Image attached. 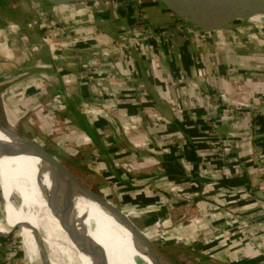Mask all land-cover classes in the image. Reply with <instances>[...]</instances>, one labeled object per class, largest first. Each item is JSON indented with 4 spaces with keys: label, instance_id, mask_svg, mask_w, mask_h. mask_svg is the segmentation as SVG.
Here are the masks:
<instances>
[{
    "label": "rangeland",
    "instance_id": "1",
    "mask_svg": "<svg viewBox=\"0 0 264 264\" xmlns=\"http://www.w3.org/2000/svg\"><path fill=\"white\" fill-rule=\"evenodd\" d=\"M130 1L134 6L135 0ZM8 6L13 9L14 18L0 14V64L4 60L13 62L9 73L14 79L5 87L21 88L19 97L11 100L3 96L5 87L0 86V122L46 146L124 213L133 207L136 216L132 220L151 236L164 264H248L252 259L251 264H264L261 261L264 247L260 244L264 238V98H261L264 88H257L262 96L256 93L250 78L243 74L238 78L241 80L238 89L231 82L233 98L241 100L242 90V94L246 92L251 97L248 106L255 108L252 112L239 111L240 105L222 94L219 96L221 90L216 85L189 79L194 85L192 94L197 98L185 97L166 105L165 111L173 117L166 123L156 116L160 112L155 105L146 104V97L128 98L122 81L113 83L112 79L120 80L123 75L112 78L104 71V77L99 79V67L84 48L75 44L77 35L68 23L60 20L56 6L47 0H8ZM166 7L173 15L172 20L180 16V12ZM113 34L117 36L118 32ZM191 42L195 54L199 55L200 49L205 48L212 61L224 46L229 49L230 57L264 55V31L240 33L232 40ZM4 68L2 71H7ZM260 68L245 73L264 74V66ZM227 71L220 67V74ZM225 76L222 79L228 81ZM171 80H166L168 87H160L167 98L173 96L179 85V82L174 85L177 80L173 83ZM188 105L193 106L188 108ZM70 106L83 114L88 129L97 130L98 143L82 129L81 120ZM131 121L149 123L145 127ZM191 152L213 154L216 157L210 162L218 163L223 171L228 164L233 167V174L248 173L249 177L253 176L250 181L255 183L254 188L249 190L244 186L241 192H228L229 198L220 196L223 202L213 204L217 187L224 186L211 184L212 179L208 183V179L190 176L191 171L193 174L202 170L199 166L194 169L188 166ZM209 170L213 171L212 176H221L219 170ZM227 179L225 176L223 185H231ZM248 192L255 199L250 201ZM2 194L0 191V230L6 231L11 227L5 222L6 201ZM15 194L12 202L18 205L20 198ZM234 204H247L248 208L253 204L263 215L253 217L227 209ZM217 213L221 215L209 220L208 232L204 225L191 228L194 222L207 221ZM217 219L225 224L218 225ZM69 220L73 232L91 250L98 264H124L112 255L95 223L80 219L74 211ZM254 226L261 228L259 232L263 234L248 238L249 232H255V228L250 230ZM21 232L18 227L3 244L8 259L13 264H41L37 259L29 260ZM132 242L148 264H152L145 250L134 239ZM238 243L244 245L243 252L235 257L231 247ZM225 247L232 249L229 252L232 257Z\"/></svg>",
    "mask_w": 264,
    "mask_h": 264
},
{
    "label": "crops",
    "instance_id": "2",
    "mask_svg": "<svg viewBox=\"0 0 264 264\" xmlns=\"http://www.w3.org/2000/svg\"><path fill=\"white\" fill-rule=\"evenodd\" d=\"M111 1L113 3H111ZM117 1L118 2H115V0H106L105 3L102 1L101 3L95 2L91 4H84L79 2H47L53 4V6H56V13H58L60 20L65 21L71 26V28H73L77 35L76 39L79 41V46L86 50L89 58L93 59V64L99 67V79L104 77V71L109 72L108 77L112 78L113 76L115 78V76L119 77L120 75H123V77H120V80H112L113 83L116 80L118 82L122 81V84H124L123 92L127 93V97L129 98H138V93L131 94V89H129L128 86H130V88L140 87L142 89H145L148 93V97L150 96V98H152V102L160 112V114H157L156 116H160L161 120H163L164 122L170 123L166 120H172V116H169L170 112L165 111L166 105H169L170 103L174 104L177 99L181 100L185 97H190L191 99L197 98V96L192 94L194 85L189 81V79H195V81L197 82L203 80L205 81V83H210L214 86L216 85L221 90L219 96L222 94L226 98L231 99L240 106L242 105L241 103L251 102L250 95H248V93L246 92H243L242 94V90L239 91L241 93V100L237 101L233 98L231 82H234L236 89H238L240 86L238 85V83L241 82V80H238V78L242 76V74L247 75V78H250V81L256 93L260 95L262 94L261 92L259 93V90L257 88H264V74L258 73V75L252 76L245 72H248V70H254V67L262 68V66H264V55L255 54L251 56L235 54L234 56L230 57L228 53L229 49L224 46L220 47L221 53H218L216 59L212 61L210 54H208V50L205 48L200 49L199 55L195 54L192 50L191 40H189L188 36H186V34L182 31L167 33L169 35L166 37H164V35L166 34L154 33L155 29L160 27H169L170 24L171 29H177V26H175L176 20H172L173 15L171 11L167 9L165 4L161 0H142V4L146 9V19L144 21L140 19V17L136 13V9L134 8L130 0ZM84 23L86 25H83ZM4 24H8V22H5ZM145 26L147 27V29H149L148 33L150 34V40H146V43L143 44V41H136V38L142 34L147 33V29ZM113 32H118V35L116 36L115 34H113ZM160 36L163 37L166 43H162L163 41H158L160 40ZM144 45L145 47L156 46V51H148V49H146ZM4 61H2L0 64V86L3 85V87L7 86V83L14 79V76L9 73L12 70L11 66L13 65V62L6 63ZM106 66H108V68L104 69V67ZM4 67L7 68V71H2L5 69ZM109 67L111 68L110 70ZM220 67H223L225 71H228L220 74ZM226 73V76L229 78L228 81L222 79L223 75L225 76ZM7 74H9L10 76ZM167 75L170 79H168ZM166 80H171L172 83L174 81L176 82L177 80L176 84H174L175 86L178 85L177 83L179 82L177 90L173 93V96L171 95L169 98L163 96V91L160 90L161 85L167 86ZM20 88L21 87H14L13 89H11L9 87H5L3 96H7L8 99L14 100L15 98L19 97ZM200 91L203 92L202 89H200ZM261 91H264V89ZM261 98L263 99L264 97ZM192 106L188 105L187 107L190 108ZM162 115H164L163 117L165 118H163ZM140 122L141 121H135L134 123L140 125L144 124L145 127L148 126L147 123H149L147 121V123ZM134 123L132 122V124ZM212 155L213 154L203 152L196 154L191 152V158L189 157L191 163L188 166L190 168L192 167L193 169L195 168V166H199V169H202L199 172L197 171L193 174V171H191V177L195 176V179L200 177L202 179L204 178V180L208 179V183H210L212 179L211 184L219 183V185L224 186L223 188L217 187V190L215 191L212 199L214 201L213 204L223 202L222 200H219L220 196H223V198H229L230 195H227V191L229 190L230 192L235 194L237 192L243 191V188H245L246 186V188L249 190L251 188H254L255 183L250 181V178L252 179L253 176L249 177L248 173L246 176L241 175L240 172H237L238 176H236L237 174L234 173L230 177L231 181L229 183H231V185H227L226 183L225 185H223L226 176L225 170H221L218 163L210 162L215 158ZM201 165H205V167H202ZM211 167L219 170L221 176H212L210 172L213 171L209 170L212 169ZM251 173L252 171L250 172V174ZM206 185L207 184H205V186ZM249 195H252V193L250 194L248 192L247 195V197L250 198V201L255 199ZM236 204L228 206L227 209L234 208L236 209L237 213L243 212L248 215L251 214L250 216L253 217H259L263 215V213H259L261 209L255 208L253 204H250L249 208L248 206H246L247 204H245L244 206H240L239 204L238 206ZM202 206L203 208L206 207V203ZM135 212L136 211L133 207H130L126 210V214L131 219L132 216H136ZM228 214L230 213H227L226 216ZM220 215V213H217L215 216H212L213 218L209 217L207 221L194 222L193 224H191V228H193V226L204 225L206 229L207 224H209V220H216V218H218ZM247 220L250 221L249 219ZM217 222L220 226H223V224H225L222 219H217ZM254 228L255 232H251V234L249 232L247 236L248 238H253L254 235L263 234L262 232H259L261 228H258L257 226L251 227L250 230H254ZM124 230L127 236L130 237L131 240H133L130 232L126 228H124ZM205 232H208V229H206ZM208 235L211 236L210 232L208 233ZM5 237L8 236L0 235V264H13L12 259H8V255H6L7 252H4L3 249V244L6 242V240H8V238ZM262 240L263 241H261L260 244H263L264 247V238ZM238 244L240 245H234V247H231L236 252V256L234 255L235 257H237L239 253L241 254L243 252L242 247L244 245L242 243ZM224 249L226 250L229 257H232V255L229 253L232 249H230V247H225ZM10 258H12L11 255ZM263 258L264 257H262L261 261H264ZM253 260L254 259H252L251 262L247 263L251 264L254 262Z\"/></svg>",
    "mask_w": 264,
    "mask_h": 264
},
{
    "label": "water",
    "instance_id": "3",
    "mask_svg": "<svg viewBox=\"0 0 264 264\" xmlns=\"http://www.w3.org/2000/svg\"><path fill=\"white\" fill-rule=\"evenodd\" d=\"M52 3H94L106 0H47ZM180 12L175 18L177 29L160 27L155 29L156 34H167L182 31L188 34L192 41H222L232 40L240 33L264 31V0H168ZM150 40V34L145 33L136 38V41ZM0 131L9 139L8 148L0 151V159L14 156H34L43 162L42 171L48 172L52 179L57 196V205H54L53 216L60 228L66 233L78 251L92 258V264H98L91 250L81 244L79 236L72 234L68 227L71 217L72 194L83 196L94 201L101 208L112 214L132 235L136 243L143 248L152 264H164L153 241L145 231L130 218L124 211L107 199L98 190L76 175L64 162L53 154L46 146L27 137L12 127L0 122ZM50 203V200H47ZM22 223H17L9 231H1L0 235L9 236ZM37 232V242L41 264H50V258L44 237L40 229L24 223Z\"/></svg>",
    "mask_w": 264,
    "mask_h": 264
},
{
    "label": "bare ground",
    "instance_id": "4",
    "mask_svg": "<svg viewBox=\"0 0 264 264\" xmlns=\"http://www.w3.org/2000/svg\"><path fill=\"white\" fill-rule=\"evenodd\" d=\"M161 1L170 9L178 11L168 0ZM134 8L140 19L144 21L146 19V9L142 4V0H135ZM146 31L148 33L149 29ZM168 35L169 34H166L164 37ZM159 39L158 41H163L162 43L165 42L163 37L160 36ZM75 42V44L79 46V41L77 39H75ZM144 43H146V41H143V44ZM145 48L148 49V51H156V46ZM116 77L117 76H115V78ZM137 93L138 97H146V104L154 106L152 100H149L148 93L145 89H141ZM129 104L134 108H138L134 103L129 102ZM144 104L145 102H142L141 105L146 107ZM241 104L242 105L238 108L239 111L246 109L252 112L255 109L254 107L248 106V104L251 103ZM143 107H141V109ZM233 107L236 108L237 106L233 105ZM8 141L9 139L0 131V151L8 148ZM217 159L220 161L219 158ZM42 165V160L34 156L22 155L3 157L0 159V191L1 194L3 193V198L6 201L5 222L11 228L17 223H22L21 236L25 247L29 251V260L31 262L36 259L41 262L37 232L23 225L24 223H31L37 226L42 232L50 258V264H92V258L78 251L53 216V212L55 211L54 205H57L56 190L49 173L42 171ZM224 166L225 174L228 178L227 181L230 182V177L233 175V167L228 164ZM235 174L238 175L236 172ZM228 192H230V190L227 191V193ZM15 193H17L20 198V203L18 205L12 202V196ZM256 193H258V191ZM47 200H50V203H48ZM71 207V211H74L80 219L96 224L99 232L102 233L107 240L110 252L116 260L124 264H148L146 257L135 249L131 238L128 237L125 230L118 225L110 212L101 208L94 201L76 194H72L71 196ZM231 210L237 213L234 208H231ZM68 227L72 231V234L75 235L70 220L68 221ZM9 230L10 229L6 231ZM148 237L151 238V236Z\"/></svg>",
    "mask_w": 264,
    "mask_h": 264
},
{
    "label": "trees",
    "instance_id": "5",
    "mask_svg": "<svg viewBox=\"0 0 264 264\" xmlns=\"http://www.w3.org/2000/svg\"><path fill=\"white\" fill-rule=\"evenodd\" d=\"M13 9H11L9 6H8V0H0V14H2L3 17H6V16H9V17H12V15L14 16V13L11 11ZM14 18V17H12ZM129 89H131V94H136L139 90H141L142 88L140 87H132L130 88V86H128ZM149 99L150 96H149ZM70 109L72 110V112L74 113V115H76L80 120H81V126H82V129L96 142L98 143L99 140L97 139V130L94 128V129H88L85 125V121H84V117H83V114L79 113V111L77 110H74V108L72 106H70ZM12 236V235H10ZM7 238V237H5Z\"/></svg>",
    "mask_w": 264,
    "mask_h": 264
},
{
    "label": "built area",
    "instance_id": "6",
    "mask_svg": "<svg viewBox=\"0 0 264 264\" xmlns=\"http://www.w3.org/2000/svg\"><path fill=\"white\" fill-rule=\"evenodd\" d=\"M246 221V220H245Z\"/></svg>",
    "mask_w": 264,
    "mask_h": 264
}]
</instances>
